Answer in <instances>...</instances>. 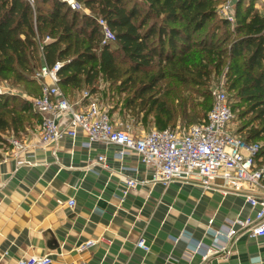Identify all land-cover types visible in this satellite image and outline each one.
<instances>
[{
	"label": "trees",
	"instance_id": "trees-1",
	"mask_svg": "<svg viewBox=\"0 0 264 264\" xmlns=\"http://www.w3.org/2000/svg\"><path fill=\"white\" fill-rule=\"evenodd\" d=\"M76 1L90 14L62 0H0V82L27 83L38 97L40 67L62 62L59 86L69 101L87 90L102 103L114 102L110 116L149 107L143 121L155 111L162 130L172 118L154 99L163 80L203 88L204 102L193 113L202 124L213 106L210 84L224 79L239 121L234 133L258 144L264 162V14L256 0L238 1L234 21L217 14L221 0ZM99 18L114 40H104ZM41 123L31 99L0 91V159L12 150L11 138L21 141Z\"/></svg>",
	"mask_w": 264,
	"mask_h": 264
},
{
	"label": "crops",
	"instance_id": "crops-1",
	"mask_svg": "<svg viewBox=\"0 0 264 264\" xmlns=\"http://www.w3.org/2000/svg\"><path fill=\"white\" fill-rule=\"evenodd\" d=\"M255 8L263 15L264 0H256ZM82 93L71 102L85 103ZM111 119L123 125L116 113ZM39 131L36 125L21 140L26 151L5 150L0 159V264H18L32 255H49L52 264H264V237L242 234L221 250L223 238L208 232L210 221L211 229L219 230L236 218L256 215L243 196L223 193L221 180L215 181L218 189L177 181L127 191V177H152L136 155L121 160L115 145L92 142L88 147L84 133L41 148ZM100 155L109 169L96 163ZM24 158L30 162L18 165ZM140 239L148 252L136 245ZM89 240L98 243L76 250ZM199 242L212 249L206 260L194 251Z\"/></svg>",
	"mask_w": 264,
	"mask_h": 264
},
{
	"label": "built area",
	"instance_id": "built-area-1",
	"mask_svg": "<svg viewBox=\"0 0 264 264\" xmlns=\"http://www.w3.org/2000/svg\"><path fill=\"white\" fill-rule=\"evenodd\" d=\"M62 1L72 10L90 14V11L76 0ZM238 1L240 0H226L219 5L216 9L219 17L234 21V7ZM97 22L104 40H114V33L108 23L103 18H99ZM63 64L57 62L49 66L44 63L36 74L41 94L32 98L31 102L42 117L37 142L41 148L56 146L65 136L75 140L79 133H84L88 147L92 142L106 146L115 145L119 148L116 157L121 160L134 154L141 163L151 169L152 177L149 180L127 177V191L145 184L161 183L167 187L177 181L197 182L204 189H218L215 181L221 180L223 186L220 190L223 193L233 192L243 196L248 204L256 209V215L236 218L229 226L219 230L211 229L210 221L208 232L216 239L223 238L220 249L226 250L242 234H247L252 239L264 237V162L257 157L260 146L247 144L235 135L231 127L234 114L229 96L223 89V81L211 88L213 106L205 123L196 124L187 131L168 127L135 135L129 127L122 130L114 125L109 114L110 106L100 102L98 97L89 91H83L82 100L85 103L82 105L69 101L59 86L58 72ZM64 119L67 123L61 128ZM10 142L15 153H22L29 148L19 139L11 138ZM28 162L30 160L25 158L17 160L18 165ZM96 163L104 169H109L104 155L98 156ZM73 204L72 201L71 205ZM188 239L191 240V237L188 236ZM97 243V240H89L76 250L83 252ZM136 245L145 252L150 250L144 239L138 240ZM194 251L202 253L203 259L206 260L212 249L199 242L194 245ZM18 264H52V258L49 255H32L21 258Z\"/></svg>",
	"mask_w": 264,
	"mask_h": 264
},
{
	"label": "rangeland",
	"instance_id": "rangeland-1",
	"mask_svg": "<svg viewBox=\"0 0 264 264\" xmlns=\"http://www.w3.org/2000/svg\"><path fill=\"white\" fill-rule=\"evenodd\" d=\"M226 0H221L216 7L224 3ZM224 79L213 80L210 84L212 88L214 85H218ZM31 86L27 83L21 82L16 83L15 85H9L7 82H0V91H10L12 93H18L25 98L32 99L33 93H31ZM223 89L227 92L230 97L231 93L228 92L227 87L224 85ZM204 90L203 88H194L191 85H186V88L182 86L176 79H165L160 83L158 89L156 90V94L154 95V99H158L160 103L165 105V109L169 111L171 114V121L168 127L173 129H180L182 131L189 130L192 126L196 125L197 122L194 121L193 113L194 111H198L201 109V106L204 102V96L202 95ZM212 91V90H211ZM31 95H30V94ZM212 96V97H211ZM213 100V95L211 93L209 100ZM115 100V99H114ZM110 107L114 102L107 103ZM195 108H194V107ZM149 107H146V110L140 112L139 115L134 113L126 112L122 115L117 114V119L122 122V126L119 128L122 130H127L128 127L134 129L135 132L144 134L150 130L157 129L155 126V115L156 112L153 111L146 116L145 121H143V117H145L146 111H148ZM185 112L187 115H185ZM239 125V121L237 120V115L234 112V118L232 121L231 127L235 129ZM260 145H263V142H258Z\"/></svg>",
	"mask_w": 264,
	"mask_h": 264
},
{
	"label": "water",
	"instance_id": "water-1",
	"mask_svg": "<svg viewBox=\"0 0 264 264\" xmlns=\"http://www.w3.org/2000/svg\"><path fill=\"white\" fill-rule=\"evenodd\" d=\"M63 125V124H62ZM62 125H61V128H62Z\"/></svg>",
	"mask_w": 264,
	"mask_h": 264
}]
</instances>
